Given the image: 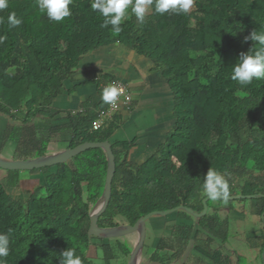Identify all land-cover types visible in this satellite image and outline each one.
<instances>
[{
	"label": "trees",
	"instance_id": "16d2710c",
	"mask_svg": "<svg viewBox=\"0 0 264 264\" xmlns=\"http://www.w3.org/2000/svg\"><path fill=\"white\" fill-rule=\"evenodd\" d=\"M8 3L0 11V115L8 119L0 128V157L10 146L13 160L45 156L62 132L72 136L67 149L107 141L101 130L94 131L103 101L99 107L86 103L76 114L54 113L51 107L85 56L118 43L150 60L168 81L175 127L166 144L141 163L129 160L135 142L112 144L116 172L98 226L134 225L150 213L180 206L201 213L207 198L202 185L206 173L215 170L227 180L229 197L257 198L228 199L227 204L209 200V211L200 219L183 210L168 216L196 222L195 236H208V241L195 248L208 255L215 239L230 236L220 210L251 201L264 241V79L241 86L230 78L240 54L256 47L245 37L264 32V0H195L188 14L179 15L161 16L151 8L142 23L130 14L115 34L111 26L102 27L92 0H72V14L62 22L41 13L36 0ZM11 12L20 25L7 23ZM107 166L102 149H89L53 167L26 200L8 191L19 187L21 171H4L7 176L1 178L0 170V234L10 241L4 264H60L68 248L83 264H128L133 246L119 241L124 237L88 233L91 215L102 202ZM194 228L174 226L172 238L158 243L151 260L159 261V252L168 249L182 253ZM92 247L97 259L89 255Z\"/></svg>",
	"mask_w": 264,
	"mask_h": 264
},
{
	"label": "crops",
	"instance_id": "0c3cea01",
	"mask_svg": "<svg viewBox=\"0 0 264 264\" xmlns=\"http://www.w3.org/2000/svg\"><path fill=\"white\" fill-rule=\"evenodd\" d=\"M115 80L127 85L132 102L105 119L100 130L111 144L135 142L129 160L141 163L166 144L175 127L171 87L150 60L118 43L91 52L66 81L64 93L54 101L52 112L76 114L83 111L86 103L99 107L102 88ZM71 137L70 132L56 135L48 146L49 152L56 154L66 150ZM6 159L13 160L12 156ZM254 212L252 203L247 205L245 202H235L232 209L220 210L221 221H228L229 238L234 237L238 246L248 245L249 250H239L229 246V241L215 239L208 255L195 248L196 245L203 247L208 241V236H195L196 222L174 216H159L164 217V221L155 222L153 219L158 216H154L147 224L148 247L142 252L139 264H226V259L230 264H241L244 258L253 261L259 256L264 264V254H261L264 241L259 236L260 224ZM174 226L195 227L186 248L180 254L176 249L159 252V261L151 260L158 243L172 238Z\"/></svg>",
	"mask_w": 264,
	"mask_h": 264
},
{
	"label": "clouds",
	"instance_id": "9594fccd",
	"mask_svg": "<svg viewBox=\"0 0 264 264\" xmlns=\"http://www.w3.org/2000/svg\"><path fill=\"white\" fill-rule=\"evenodd\" d=\"M195 0H92L91 10L98 13L103 20L102 27L111 26L113 33L121 31V25L134 15L141 23L145 20L146 13L154 8L158 15L165 14H188L193 7ZM70 4L72 0H36V5L41 13L55 22H62L71 16ZM9 7L8 0H0V11ZM130 10V12H129ZM15 12L7 16V23L16 27L21 24ZM4 23L0 18V24ZM255 42L256 47L246 53H241L238 60L231 68L230 78L233 82L245 86L254 79H264V32H252L245 37V41ZM2 42V39H0ZM123 89L112 83L102 89L101 99L104 104L116 106ZM203 195L213 201L228 203L230 190L229 184L223 175L215 170L206 173L202 185ZM10 241L6 234H0V264H4L5 258L10 253ZM60 264H83L81 256L76 254L75 249L68 248L61 253Z\"/></svg>",
	"mask_w": 264,
	"mask_h": 264
},
{
	"label": "water",
	"instance_id": "95a60500",
	"mask_svg": "<svg viewBox=\"0 0 264 264\" xmlns=\"http://www.w3.org/2000/svg\"><path fill=\"white\" fill-rule=\"evenodd\" d=\"M96 148H100L106 153L108 166H107V175L105 180L106 185L102 196V202L100 206L96 209V211H94L93 214L91 215V226L88 233L90 236L105 237V238H120L137 233L138 240L137 243L132 247L133 250L130 255L128 264H139L143 252V247L145 246V241L147 237V222L152 217L168 216L177 211L179 212L180 210L187 212L196 219H200L207 215L209 211L208 201L211 200L208 197L203 200L204 209L201 213H196L190 208L180 206L178 208L167 210L164 212L150 213L140 218L134 225H123L114 228H100L98 226V220L104 214V212L107 210L109 206L111 194H112V182H113L112 179H114L116 172L115 156L112 150V144L109 141L98 142V143L87 142L73 149H66L56 154L40 156L34 159L7 160L0 157V170L30 172L33 170H39V169L42 170L43 168H52L60 164L67 163L75 156H78L79 154L89 149H96ZM262 196L263 195H261V197ZM255 198H257L256 195H252V196L238 195V196L229 197L230 200H245V199L251 200ZM262 217L264 218V213Z\"/></svg>",
	"mask_w": 264,
	"mask_h": 264
},
{
	"label": "rangeland",
	"instance_id": "374dc122",
	"mask_svg": "<svg viewBox=\"0 0 264 264\" xmlns=\"http://www.w3.org/2000/svg\"><path fill=\"white\" fill-rule=\"evenodd\" d=\"M4 121H8L7 118H5L4 116L0 115V128H3L4 127ZM3 126H2V125ZM1 131V130H0ZM2 134V133H1ZM11 146L6 148L5 150H3V158L6 159L7 157H11L12 153H10V150H11ZM49 147L47 149V152L46 155H50L51 152H49ZM6 157V158H5ZM53 168V167H52ZM51 170L53 169H48L46 171H39V172H29V171H22L20 173V182L19 183V187L18 188H15V189H9V193L17 200H26L29 196V191L33 190L34 188L40 186V185H43L45 182V174H49L51 172ZM54 171V170H53ZM6 173L4 171L1 172V178H5V175ZM247 205L248 204H251L252 202L251 201H248V202H245ZM155 222H162L164 221V217H154L153 219ZM260 224V223H259ZM149 236V235H148ZM233 236V235H231ZM137 240H138V234L137 233H134V234H131L129 236H126L124 238H120L119 241L121 242H129V244L131 246H134L136 243H137ZM229 246H233L234 248L236 249H243L244 251H247L249 250V246L248 245H243L241 246H238V243L234 237H230L229 238ZM245 246V248H243ZM132 249V248H131ZM144 251V250H143ZM249 253V252H247ZM264 254V253H263ZM89 255L92 257V258H95L97 259L98 256V251L97 249H95V247H92L90 248V251H89ZM241 264H263V259H261V257L259 256L257 259L251 261L249 260V258H244L242 259L241 261Z\"/></svg>",
	"mask_w": 264,
	"mask_h": 264
},
{
	"label": "built area",
	"instance_id": "2783aa9c",
	"mask_svg": "<svg viewBox=\"0 0 264 264\" xmlns=\"http://www.w3.org/2000/svg\"><path fill=\"white\" fill-rule=\"evenodd\" d=\"M112 83L118 85L123 89V94L119 97L116 106L106 105L105 109H102L99 113V118L94 123V131H99L102 128L103 122L108 117L111 118L112 115L118 113L123 107L129 106L132 102V97L128 91L127 85L120 80H115ZM111 83V84H112Z\"/></svg>",
	"mask_w": 264,
	"mask_h": 264
}]
</instances>
